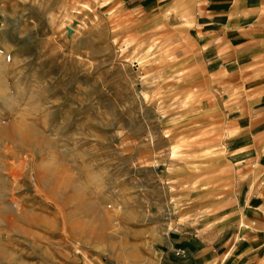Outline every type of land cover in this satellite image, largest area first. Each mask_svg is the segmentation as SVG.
<instances>
[{
    "label": "rangeland",
    "instance_id": "obj_1",
    "mask_svg": "<svg viewBox=\"0 0 264 264\" xmlns=\"http://www.w3.org/2000/svg\"><path fill=\"white\" fill-rule=\"evenodd\" d=\"M104 3L0 0V264H163L205 184L219 134L193 50Z\"/></svg>",
    "mask_w": 264,
    "mask_h": 264
},
{
    "label": "crops",
    "instance_id": "obj_2",
    "mask_svg": "<svg viewBox=\"0 0 264 264\" xmlns=\"http://www.w3.org/2000/svg\"><path fill=\"white\" fill-rule=\"evenodd\" d=\"M141 29L189 43L212 91L219 139L190 187L163 264H264V0H105ZM188 201V202H186ZM174 248L186 258L173 261ZM171 258H169V257Z\"/></svg>",
    "mask_w": 264,
    "mask_h": 264
},
{
    "label": "built area",
    "instance_id": "obj_3",
    "mask_svg": "<svg viewBox=\"0 0 264 264\" xmlns=\"http://www.w3.org/2000/svg\"><path fill=\"white\" fill-rule=\"evenodd\" d=\"M172 254H173L174 256H184V255H185V250L182 249V248H174V249L172 250Z\"/></svg>",
    "mask_w": 264,
    "mask_h": 264
},
{
    "label": "bare ground",
    "instance_id": "obj_4",
    "mask_svg": "<svg viewBox=\"0 0 264 264\" xmlns=\"http://www.w3.org/2000/svg\"><path fill=\"white\" fill-rule=\"evenodd\" d=\"M24 163H25V161L21 159V162H20L21 167H19V169L22 168V167H24ZM71 234H73V233L71 232ZM73 235H74V234H73ZM74 238H75V237H74Z\"/></svg>",
    "mask_w": 264,
    "mask_h": 264
}]
</instances>
